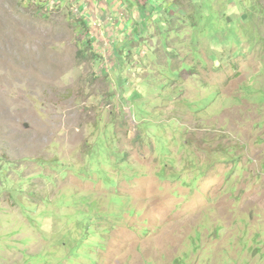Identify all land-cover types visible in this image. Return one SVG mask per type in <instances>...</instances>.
I'll use <instances>...</instances> for the list:
<instances>
[{
	"label": "rangeland",
	"instance_id": "1",
	"mask_svg": "<svg viewBox=\"0 0 264 264\" xmlns=\"http://www.w3.org/2000/svg\"><path fill=\"white\" fill-rule=\"evenodd\" d=\"M148 1L0 0V264H264V0Z\"/></svg>",
	"mask_w": 264,
	"mask_h": 264
},
{
	"label": "crops",
	"instance_id": "2",
	"mask_svg": "<svg viewBox=\"0 0 264 264\" xmlns=\"http://www.w3.org/2000/svg\"><path fill=\"white\" fill-rule=\"evenodd\" d=\"M76 1L79 3V5H82V6H85L86 4L90 3V5H93L94 8L102 4V0H76ZM118 1L120 0H107V3L109 4V6H116L115 4H118ZM149 1L148 3H151V1H153L154 5H158V2L161 0H149ZM106 21L107 23H110V20H106ZM130 24L131 22H129V24H127L126 27L129 26ZM117 26H118L117 28H119L120 23H118Z\"/></svg>",
	"mask_w": 264,
	"mask_h": 264
}]
</instances>
